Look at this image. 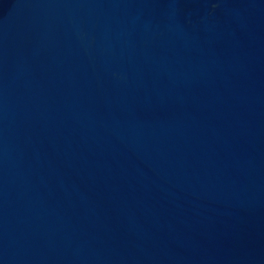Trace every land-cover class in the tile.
Segmentation results:
<instances>
[{"label": "water", "instance_id": "95a60500", "mask_svg": "<svg viewBox=\"0 0 264 264\" xmlns=\"http://www.w3.org/2000/svg\"><path fill=\"white\" fill-rule=\"evenodd\" d=\"M0 264H165L45 0H0Z\"/></svg>", "mask_w": 264, "mask_h": 264}]
</instances>
